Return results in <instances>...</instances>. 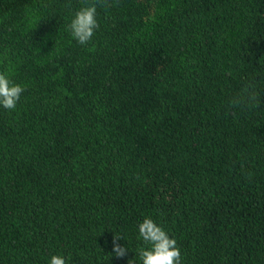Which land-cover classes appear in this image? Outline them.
Instances as JSON below:
<instances>
[{
  "label": "trees",
  "instance_id": "1",
  "mask_svg": "<svg viewBox=\"0 0 264 264\" xmlns=\"http://www.w3.org/2000/svg\"><path fill=\"white\" fill-rule=\"evenodd\" d=\"M106 3L81 46L82 0H0L25 89L0 106V264H128L148 216L181 264H264V0ZM248 81L259 106H230Z\"/></svg>",
  "mask_w": 264,
  "mask_h": 264
},
{
  "label": "clouds",
  "instance_id": "2",
  "mask_svg": "<svg viewBox=\"0 0 264 264\" xmlns=\"http://www.w3.org/2000/svg\"><path fill=\"white\" fill-rule=\"evenodd\" d=\"M98 6H107L106 0H95L88 3L82 0L81 7L76 10L68 25L71 37L81 46L92 41L96 30L100 28L97 19ZM25 91L20 84L14 83L7 74L0 72V106L14 110ZM229 104L232 107L248 108L259 106V93L254 81L246 82L241 90L233 95ZM139 236L142 240L135 252L139 259H129L128 264H181V250L174 238H170L167 231L159 226L150 216L138 225ZM123 238L115 235L113 239V252L117 257L123 258L128 254V248L121 246L118 241ZM49 264H66L62 255H53Z\"/></svg>",
  "mask_w": 264,
  "mask_h": 264
}]
</instances>
